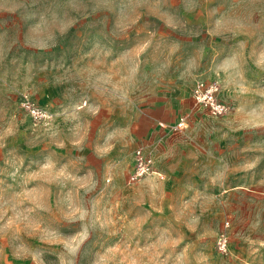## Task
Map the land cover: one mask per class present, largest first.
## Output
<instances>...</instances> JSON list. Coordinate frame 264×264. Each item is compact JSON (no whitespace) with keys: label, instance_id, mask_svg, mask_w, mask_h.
<instances>
[{"label":"rangeland","instance_id":"rangeland-1","mask_svg":"<svg viewBox=\"0 0 264 264\" xmlns=\"http://www.w3.org/2000/svg\"><path fill=\"white\" fill-rule=\"evenodd\" d=\"M0 264H264V0H0Z\"/></svg>","mask_w":264,"mask_h":264},{"label":"built area","instance_id":"built-area-1","mask_svg":"<svg viewBox=\"0 0 264 264\" xmlns=\"http://www.w3.org/2000/svg\"><path fill=\"white\" fill-rule=\"evenodd\" d=\"M220 93V88L216 82L200 80L192 91V97H194L196 105L202 107L213 116L221 117L230 112L231 106L221 99ZM23 104L33 116L48 117L47 112L37 105L29 101H24ZM161 126L165 127V124L161 123ZM185 126L186 121L181 118L176 124L170 125L169 129L176 132V130L184 129ZM155 164L151 152L146 147H138L134 152V167L128 176L129 182H139L151 174H156L160 178H164L165 176L162 173L155 170ZM220 247L225 249V241L221 240Z\"/></svg>","mask_w":264,"mask_h":264},{"label":"crops","instance_id":"crops-1","mask_svg":"<svg viewBox=\"0 0 264 264\" xmlns=\"http://www.w3.org/2000/svg\"><path fill=\"white\" fill-rule=\"evenodd\" d=\"M162 129V128H161Z\"/></svg>","mask_w":264,"mask_h":264}]
</instances>
